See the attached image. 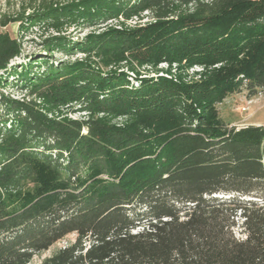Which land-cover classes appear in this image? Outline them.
Returning a JSON list of instances; mask_svg holds the SVG:
<instances>
[{
  "label": "trees",
  "instance_id": "trees-1",
  "mask_svg": "<svg viewBox=\"0 0 264 264\" xmlns=\"http://www.w3.org/2000/svg\"><path fill=\"white\" fill-rule=\"evenodd\" d=\"M21 9L0 27L40 55L11 69L22 42L0 33V264L71 235L41 264H264V129L217 109L264 92V0Z\"/></svg>",
  "mask_w": 264,
  "mask_h": 264
},
{
  "label": "rangeland",
  "instance_id": "rangeland-1",
  "mask_svg": "<svg viewBox=\"0 0 264 264\" xmlns=\"http://www.w3.org/2000/svg\"><path fill=\"white\" fill-rule=\"evenodd\" d=\"M29 4V0H0V17L6 16L11 18L16 16L22 9ZM72 32V30H71ZM0 33H7L11 38L20 40L23 46V52L19 58L13 59L9 64L11 69H18L20 66L28 64L30 57L40 55V49L36 46L38 37L36 30L33 33L29 31L28 34H21L18 31V24H8L6 27H0ZM73 37H82L83 33L72 32ZM55 59L64 58L61 55H55ZM160 68H166L161 65ZM201 71L200 68H194L189 71V75ZM152 76V75H150ZM16 77L8 78V85L3 89L5 95L13 99H22L24 92L19 90V84H15ZM18 85V86H17ZM219 117L228 125V128H241V125L257 127L264 124V92L259 91L255 96L248 97L247 91L241 90L229 97H227L220 105L217 106ZM83 114H69L71 119H79ZM253 199V198H246ZM257 200V199H255ZM75 236H68L63 241L53 245L49 250L37 255L33 258L31 264H41L42 261L50 257L58 249L64 247L66 244L74 241Z\"/></svg>",
  "mask_w": 264,
  "mask_h": 264
},
{
  "label": "built area",
  "instance_id": "built-area-1",
  "mask_svg": "<svg viewBox=\"0 0 264 264\" xmlns=\"http://www.w3.org/2000/svg\"><path fill=\"white\" fill-rule=\"evenodd\" d=\"M240 127L241 128L236 129V131L241 130V129H245V128L249 127V126L241 125ZM257 127L264 129V124L263 125H258Z\"/></svg>",
  "mask_w": 264,
  "mask_h": 264
}]
</instances>
